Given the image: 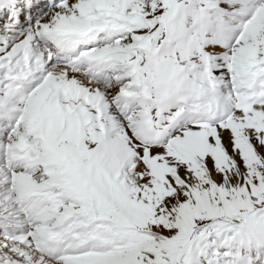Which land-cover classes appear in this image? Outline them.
Here are the masks:
<instances>
[{
    "label": "snow or ice",
    "instance_id": "snow-or-ice-1",
    "mask_svg": "<svg viewBox=\"0 0 264 264\" xmlns=\"http://www.w3.org/2000/svg\"><path fill=\"white\" fill-rule=\"evenodd\" d=\"M0 264H264V0H0Z\"/></svg>",
    "mask_w": 264,
    "mask_h": 264
}]
</instances>
